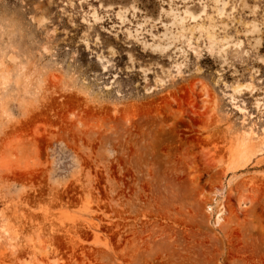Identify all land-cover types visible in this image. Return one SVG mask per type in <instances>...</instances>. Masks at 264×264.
I'll return each instance as SVG.
<instances>
[{"label": "rangeland", "instance_id": "rangeland-1", "mask_svg": "<svg viewBox=\"0 0 264 264\" xmlns=\"http://www.w3.org/2000/svg\"><path fill=\"white\" fill-rule=\"evenodd\" d=\"M0 264H264V0H0Z\"/></svg>", "mask_w": 264, "mask_h": 264}]
</instances>
